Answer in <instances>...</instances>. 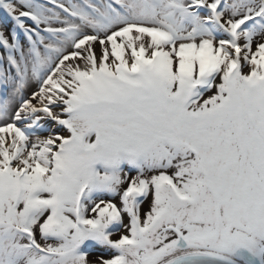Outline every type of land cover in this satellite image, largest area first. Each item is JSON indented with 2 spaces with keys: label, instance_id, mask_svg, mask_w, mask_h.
Segmentation results:
<instances>
[{
  "label": "snow or ice",
  "instance_id": "obj_1",
  "mask_svg": "<svg viewBox=\"0 0 264 264\" xmlns=\"http://www.w3.org/2000/svg\"><path fill=\"white\" fill-rule=\"evenodd\" d=\"M0 264H264V0H0Z\"/></svg>",
  "mask_w": 264,
  "mask_h": 264
}]
</instances>
